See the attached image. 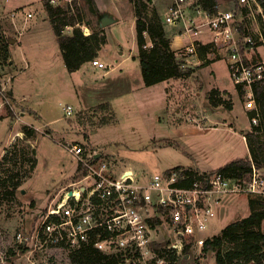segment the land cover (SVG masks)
<instances>
[{"label": "rangeland", "instance_id": "1", "mask_svg": "<svg viewBox=\"0 0 264 264\" xmlns=\"http://www.w3.org/2000/svg\"><path fill=\"white\" fill-rule=\"evenodd\" d=\"M12 1L16 4L26 3L23 9L32 13V17L27 19L20 13L15 19V28L11 26L10 11L5 6ZM29 2L36 3L29 5ZM41 2L0 0V181L7 175L15 174L13 180L0 188V264H75L71 255L77 250L75 247L65 244L42 245L35 239L36 231L51 204L65 194L69 185L82 179L83 171L78 172L79 163L70 151L71 145L84 147L86 154L100 155L97 157L100 161L113 162L118 171L129 167L126 162L133 163L134 168H130L142 179L189 164L186 153L179 148L153 149L150 139L162 135L160 128L154 126L151 113L146 116L135 111L133 104L128 102L137 95L152 97L157 102L161 86L147 92L144 89L131 92V84L128 87L117 84L115 74L106 80L95 79L88 73L71 76L64 66L59 44ZM72 2H77L83 15V22L75 27H88L90 32L104 30L105 38L108 33V44L103 50L107 59L111 58L113 52L118 53L119 49L127 54L131 51L135 53L138 46L132 0H117L115 3L104 0L109 4L106 13L114 19L110 27L103 25L105 14L100 11L94 14L93 6L86 0H57L56 5L65 6ZM140 2L147 21L156 11L151 2H160L164 9L167 5V0ZM194 2L199 3L200 0H188L190 4ZM214 2L215 7L219 8L229 5L227 0ZM126 4L128 6L124 9ZM114 7H118L122 13H117ZM157 9L161 12L164 10L160 5ZM237 20L249 34L259 27L258 22L254 26L247 24L246 14L238 16ZM64 32L69 35L72 29L66 28ZM12 39L17 42L11 43ZM187 43V37L176 38L174 42L177 47ZM206 45L207 51L199 55V64L191 66L198 68L191 77L166 81L168 106L157 121L165 124L167 131L180 141L182 147L195 151L203 159H211L212 168H220L233 157L246 158L250 155L249 147L240 134L251 132L258 123H251L250 113L245 109V96L238 92L229 77L224 62L226 49L211 40ZM245 53L249 62L263 61L264 44H258ZM213 89L230 93L224 99L231 102V110L210 106L208 97ZM105 96L116 106V116L110 106L100 107ZM67 105L73 108L70 117L65 115ZM211 113L226 118L229 124H218L219 129L211 132L201 128L200 121ZM230 123L236 128L245 124L244 132H232ZM179 125L186 127L178 131L176 127ZM25 127L34 129L32 137H26L23 132ZM257 134L264 142V127ZM108 148L118 154L110 153ZM30 149H35L34 167L31 161L20 162L19 159L24 150L27 152ZM7 151L11 152L14 160H18V166L9 172L8 164H2ZM26 156L32 157L29 153ZM260 160L264 164V151L260 154ZM13 182H19V185L14 194H10L8 191ZM249 198L245 195L224 198L220 215L211 221L206 236L212 238L209 235H219L228 224L248 217L252 212ZM255 207L264 208L259 204ZM158 218L153 221L155 227L151 249L155 258L166 257L161 264H216L214 253H204L197 246H191L188 254L184 252L177 256V261H172L170 254L174 253H168V246L173 234L166 217L159 215ZM260 229L264 233V221ZM19 234H23V239L18 238ZM236 246L229 243L223 249ZM258 257L259 260L255 262L236 260L235 264H264V253H259Z\"/></svg>", "mask_w": 264, "mask_h": 264}, {"label": "built area", "instance_id": "2", "mask_svg": "<svg viewBox=\"0 0 264 264\" xmlns=\"http://www.w3.org/2000/svg\"><path fill=\"white\" fill-rule=\"evenodd\" d=\"M233 2L236 3L231 9L216 6L215 11L209 13L198 2L171 0L162 14V22L180 26L181 34L189 38L190 43L177 51V57L186 66L199 64L198 39L204 33L211 35L212 43L226 49L225 62L230 78L237 89L243 90L245 109L256 111L250 121L257 124L259 113L253 89L264 80V60L249 62L245 52L264 44V9L258 0ZM51 3L57 4V0ZM20 13L25 19L32 17V13L24 9L12 12V16ZM242 14L247 15L250 26L258 22L257 30L246 33L237 20ZM82 31L85 36L91 34L88 27H83ZM91 64L106 72L114 68L98 58ZM72 113V106L67 105L65 115L70 117ZM70 151L87 169L86 174L69 185L65 194L51 204L35 239L42 245L65 244L75 249L93 243L101 252L115 257L119 264H161L165 261L166 257L155 258L151 249L154 230L151 221L158 220L159 215L166 217L173 234L168 253L180 256L189 244L204 248L208 239L204 233L218 216L224 198L264 196V167L253 164L249 172L238 177L217 170H198L191 174L188 168L182 167L142 179L130 167L118 171L113 162L100 161L97 158L100 155L86 154L80 145H71ZM18 238L23 239V234Z\"/></svg>", "mask_w": 264, "mask_h": 264}, {"label": "trees", "instance_id": "3", "mask_svg": "<svg viewBox=\"0 0 264 264\" xmlns=\"http://www.w3.org/2000/svg\"><path fill=\"white\" fill-rule=\"evenodd\" d=\"M88 4H92L93 13L97 14L96 6L93 0H86ZM140 1L132 0L135 6L136 16V40L138 48V59L140 69L145 86L149 87L169 79H181L191 77L198 68L186 66L184 62L177 57V51L171 46V38L168 36L164 24L161 22L158 14L155 12L153 17L147 21L140 8ZM264 9V0H258ZM214 0H200L199 4L209 13L215 11ZM43 9L48 17V20L53 28L56 40L59 44L60 51L64 60L65 67L69 73L78 71L81 66L87 62H91L97 58L99 48L106 44L105 32L92 31L90 35L85 36L81 27H75L76 24L83 22L82 10L77 2L66 4L65 6L52 4L51 0H42ZM73 10V12H72ZM72 12V15L70 14ZM66 27L72 28L71 34H65ZM147 36V37H146ZM148 39V40H147ZM149 45L148 47H145ZM208 46L200 43L199 55L207 51ZM7 52V51H6ZM254 96L259 113L258 125L253 126L251 132L244 134L250 150L251 159L238 158L217 169L219 172H224L232 176H242L250 171L252 164L258 167H264L260 160V154L264 151V142L261 141L259 134L264 127V80L258 82L254 87ZM238 92L243 95V90L240 88ZM225 96H230L228 91H220L213 89L209 93V104L213 108L223 107L226 110L233 108L231 102L224 99ZM107 104H101L100 107H106ZM250 119L255 115L256 111H250ZM23 132L26 137L34 135V129L25 127ZM164 145L170 146V141H165ZM10 151H7L3 157L2 164H8V171H12L18 166V160H14L10 156ZM31 154L28 158L26 155ZM35 149L23 151L20 154V162L31 161L32 167L35 165L33 158ZM9 167H12L9 169ZM176 169L182 168L180 166ZM174 168V169H175ZM83 171L82 175L86 174V168L82 164L78 165V172ZM191 174L199 172L196 169H189ZM15 174L7 175L0 181V188L6 185V182L14 179ZM82 176V177H83ZM19 182L11 183L12 188L8 191L14 194ZM249 207L251 214L245 219L235 221L228 224L222 229L219 235L208 238L205 242L204 253L213 252L215 254L216 264H235L236 260L245 262L258 261L259 253H264V233L261 231V224L264 221V208L257 209L255 205L264 206V196H249ZM154 228L153 221H151ZM236 244V247L223 249L225 244ZM191 245H187L184 250L188 254ZM72 261L75 264H117L115 257L109 256L97 248L93 243L85 244L75 250L72 254ZM172 261L179 259L175 253L170 254Z\"/></svg>", "mask_w": 264, "mask_h": 264}, {"label": "crops", "instance_id": "4", "mask_svg": "<svg viewBox=\"0 0 264 264\" xmlns=\"http://www.w3.org/2000/svg\"><path fill=\"white\" fill-rule=\"evenodd\" d=\"M95 1H93V2H94V5L96 6L97 14H99V11H100V13L105 14L104 16L106 18H108V21H105V22H107V24L105 26L110 27V25L114 23V19L111 18V16H109L106 13V9H107L106 7H108V5H109L108 2H104V0H95ZM227 2L229 3V5L223 6V9H231L233 7V5L236 3V2H233V0H227ZM34 3H36V2H29L27 4L33 5ZM111 3H115V2L111 1ZM153 3L154 4H152V3L151 4L153 5V7H156L155 12L158 14L159 18L161 17V20H162V13H164L165 9L169 6V4L171 3V0H167V5H166L165 9H164V6H162L160 2H153ZM25 4L26 3L16 4L15 2L12 1V2H9V4L5 5L6 9L8 11H10L9 17H10V23H11L12 27L15 28V19L18 17V16L13 17L12 12L19 11L20 9H23ZM41 5H42V2H41ZM159 5L164 9V10H162V12L157 9V7L159 8ZM127 6H128V4L124 5L123 8L125 9ZM133 9L135 10V6H133L132 10ZM114 10L117 13L118 12L122 13V11L119 10L118 7L117 8L114 7ZM22 15L24 16V14H22ZM133 20H135V27H136V16L134 14H133ZM102 22H103V20H102ZM164 26H165V29H166L168 36L171 38V46H172L173 50L178 51L181 47H184L185 45L190 43V40H189V43H187L185 45H182L180 47L175 46V44H174L175 39L176 38L178 39L179 37H184L181 34V27L180 26L174 27V26L166 25V24H164ZM167 27L169 29H167ZM169 33L172 34V36H170ZM106 35H107L106 44L103 45L102 49H100L98 51L97 58L101 62H104L106 64H110V65L114 66V68L111 69L109 72H106L105 70H102V69H99L98 67L93 66L91 64V62H87V63L83 64L78 71H76L74 73H69V74L71 76H73V75H77V74H81V73H83V75L88 73L89 75H93V78H95V79L100 78V79H104V80H106L107 77L113 76L115 74L114 79H115L117 84H119V85L125 84L124 86H126V87H128V84H131V86H132V89H130L131 92L133 90H135L136 92H139V90H143V89L147 92L150 89H154V87L161 86V89L159 90L160 92L157 94V98H158L157 102H154L152 100V97L146 98L142 95H137L136 97H133V99L131 101H128L129 103L133 104L132 106H133V108H135V111H138L142 114H145L146 116H148L149 113H151V117L154 120V126H156L158 129L160 128L159 129V130H161L160 134H162V135H159V136L155 135L154 137H152L150 139L153 149L163 150V149H167V148H179V149L183 150L184 153H186L185 155L189 159V164L179 165L180 167H184V168H188V169H198V170L204 171V172L217 170L219 167L212 168V165L210 164V162H212V161H210L211 159H207V158L203 159L195 151H192L190 149H186V148L182 147V144L180 143V141H178L176 138L172 137L170 135V132L167 131L168 128L165 126V124L157 121V118L163 114V112L167 109V106H168L166 90H165L166 81L160 82L158 84H155V85H152L149 87L145 86L144 81H143V77H142V72L140 69L139 59H138V48H136L135 53H131L132 52L131 51L128 54L125 53L122 49H119L118 53L113 52L111 58L107 59L103 53V50L106 48V46L108 44L107 43L108 42V33ZM135 36H136V28H135ZM209 38H211V35L209 33H204V34H202V36H200L198 41L199 42L202 41V44L206 45V43L211 40V39L209 40ZM16 42L17 41L14 39L11 40V43H16ZM249 50H251V49H249ZM115 61L117 62V64H114ZM63 63H64V61H63ZM64 66H65V64H64ZM227 70H228V68H227ZM228 73H229V71H228ZM229 77H230V75H229ZM103 104H107L108 107L110 106L112 112L116 116V106H114L112 104V102L110 101V99L108 97H106V99H104ZM217 115H219V114L211 113V114H208L207 116H205L204 119H202L200 121L201 128H205L209 132H211V131H215L216 129H219L218 126L221 125L222 123L229 124V121L226 118H221V116H217ZM225 120L227 121V123ZM117 122H118V120L116 119V123ZM186 125H189V124H186ZM186 125H179L178 127H176V129H178V131H180L184 127H186ZM233 126L234 125L231 124V125H229V128H231L230 130L236 134H238L240 131L244 132V130H245V124L242 125V127H240V128L237 127L238 129L236 127H233ZM173 128H175V127H173ZM184 131H185V129H184ZM240 135L242 137V140L245 142V145H248L246 137L244 136V134L241 133ZM165 141H170L171 145L170 146L164 145ZM108 151L110 153L118 154V152H115L113 150H109V148H108ZM238 158H241V157H233L232 159H230L229 162H231L235 159H238ZM246 159H251V156L248 155L246 157ZM229 162H227V163H229ZM126 164L129 167L134 168L133 163L126 162ZM135 168L137 169V166ZM219 215H220V212L218 213V216ZM209 228H210V226H209ZM209 228L207 229V231L209 230ZM204 235L206 236V232L204 233ZM209 236L213 237L216 235H209Z\"/></svg>", "mask_w": 264, "mask_h": 264}, {"label": "water", "instance_id": "5", "mask_svg": "<svg viewBox=\"0 0 264 264\" xmlns=\"http://www.w3.org/2000/svg\"><path fill=\"white\" fill-rule=\"evenodd\" d=\"M105 21H108V18H106V19L103 20V25H106L107 24V22H105Z\"/></svg>", "mask_w": 264, "mask_h": 264}]
</instances>
